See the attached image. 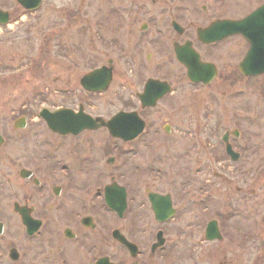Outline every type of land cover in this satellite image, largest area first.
I'll return each instance as SVG.
<instances>
[{"label": "flooded vegetation", "instance_id": "af4514ba", "mask_svg": "<svg viewBox=\"0 0 264 264\" xmlns=\"http://www.w3.org/2000/svg\"><path fill=\"white\" fill-rule=\"evenodd\" d=\"M122 1L127 24L131 10L136 22L146 18L132 33L136 47L162 44L178 62L175 49L185 46L204 63L193 67L203 80L189 81L206 94L188 113L190 137L181 155L186 163L181 166L176 153L169 169L155 166L149 154L142 159V149L153 141L145 132L129 138L128 130L120 138L100 126L61 133L41 117L39 123L23 117L8 132L0 128V264H264V164L257 163L262 155L252 139L257 115L233 105L246 91L223 88L237 76L218 53L246 45L237 64L240 79H264V73L245 75L239 65L253 45L248 35L257 49L264 47V0H150L151 8L149 0ZM248 16L252 34L225 22ZM84 75L70 91L80 94L78 105L59 107L106 120L137 110L144 118L176 93L144 107L139 94L145 81L138 107L95 115L90 109L107 90H86ZM214 83L219 90H204ZM167 119L164 129L171 133ZM18 144L26 145L25 155L9 153ZM21 156L25 167L17 169ZM49 241L55 242L51 250Z\"/></svg>", "mask_w": 264, "mask_h": 264}, {"label": "rangeland", "instance_id": "374dc122", "mask_svg": "<svg viewBox=\"0 0 264 264\" xmlns=\"http://www.w3.org/2000/svg\"><path fill=\"white\" fill-rule=\"evenodd\" d=\"M122 3V0H43L38 10L27 12L17 0H0V8L11 13L10 23L0 25L1 129L8 132L14 126L18 127L16 123L23 120V117H26L27 122L39 123L41 118L38 113L43 106H77V95L80 94L75 95L70 91L77 88L79 77L112 60L113 81L107 93L97 97L94 107L90 109L92 113L108 117L118 109H135L139 105L137 92L142 91L147 78H167L176 84L177 91L170 96L169 101L166 100L155 110L142 114L151 123L143 137L153 139L154 142L149 144L159 145L157 149H151V145L143 148L142 159H148L146 156L149 154L154 159L152 163L155 166L169 169L174 164L172 155L176 153L181 159V166L185 165L186 157L181 155L185 154L187 139L190 137L188 113H195V107L201 105L206 92L197 91L204 88L201 85L190 86L185 69L162 44L147 42L133 47L131 39L136 33H132L146 18L136 22L131 10V20L127 24L123 15L121 16ZM148 4L151 8L150 0ZM111 7L117 11L109 15ZM146 10L147 6L145 12ZM230 48H221L218 53L237 79L223 88L229 85L235 86L236 91H246L236 98L233 105L257 115L256 133L252 139L256 143L257 154L262 155L257 163L262 165L264 79L260 80L259 77L255 82L241 80L237 64L246 45L239 50L237 45ZM204 90L219 88L214 83ZM222 103L228 105L227 101L221 100L217 104ZM166 117H170L167 120H170L168 123L172 126L171 133L164 129ZM44 137L49 136L46 133ZM23 144L12 146L15 150L10 149L9 153L14 154L13 151H16L23 155L26 153V145ZM139 155L135 159H141ZM21 157L18 158L17 163L21 165L17 169L25 167L24 162H21L25 156ZM9 195L4 198L7 197L10 202L13 198L8 197ZM263 213L264 210L260 215ZM7 214L12 218L11 214ZM54 246L55 242L49 241L48 249L51 250Z\"/></svg>", "mask_w": 264, "mask_h": 264}, {"label": "water", "instance_id": "95a60500", "mask_svg": "<svg viewBox=\"0 0 264 264\" xmlns=\"http://www.w3.org/2000/svg\"><path fill=\"white\" fill-rule=\"evenodd\" d=\"M19 1L21 3H23L29 9L38 8L40 6V3H41V0H19ZM8 20H9L8 12L0 10V22L7 23ZM232 23L236 27H238V26L246 27L247 30H242L243 33H246V34H252L253 33L252 28H251L252 24H251L250 18H248L244 21L238 22V23H236V22L235 23L232 22ZM248 38L253 43V46H252L251 50L249 51L247 57L245 58L244 62L241 64L242 69L243 68L247 69V68H249V66H252V67L256 66V64L258 63V59L260 57L262 59H264V49H261V52H258L259 50L257 49L258 46H257L256 40L254 38L250 37L249 35H248ZM177 51H178V49H177ZM178 54H179V52H178ZM179 58L183 62L188 64L186 61L187 58L184 54L179 56ZM110 62H112V61H110ZM259 62H261V60ZM259 66H260L259 68H261V70H264L263 69L264 68V62L263 63L261 62V64H259ZM245 72H247V71H245ZM256 72H260V71H256ZM111 77H112V69L107 68V67H103V68L96 69L93 72H91L90 74H88L84 78L83 82L87 88L97 89L96 81H98L99 79L102 78L104 80L103 81L104 83H108L110 81ZM191 77L195 78L194 75H191ZM167 85L168 84L166 82H160L159 80L150 79L147 83L146 93L144 95L147 97L152 96L155 89L165 92L166 90H169V87ZM40 113L49 122L50 126L54 130L61 131V132H78L82 128L80 126H76L73 123V122H78L80 120V118L78 116L79 114H75L70 109L51 110L49 108H43ZM128 117H129V121L131 123H133V126L131 125V126H129V128H130V130L135 131L134 135L136 136L144 128V122L140 118H138L137 113H130V114L120 113L113 120L106 122V124L109 125L110 128H112L114 133H116L119 136H123L124 134L121 131V128H120L121 124L120 123L126 122ZM85 118H86L85 119L86 122H89V123H95L96 122V120L91 116L86 115Z\"/></svg>", "mask_w": 264, "mask_h": 264}]
</instances>
